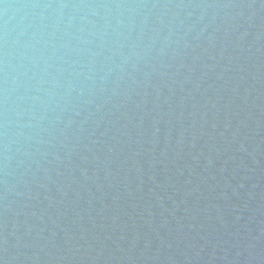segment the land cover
Listing matches in <instances>:
<instances>
[{"label":"water","instance_id":"95a60500","mask_svg":"<svg viewBox=\"0 0 264 264\" xmlns=\"http://www.w3.org/2000/svg\"><path fill=\"white\" fill-rule=\"evenodd\" d=\"M0 264H264V0H0Z\"/></svg>","mask_w":264,"mask_h":264}]
</instances>
